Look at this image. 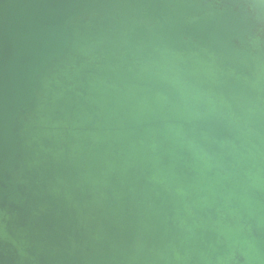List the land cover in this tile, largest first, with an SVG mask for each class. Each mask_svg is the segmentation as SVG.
I'll use <instances>...</instances> for the list:
<instances>
[{"label":"water","instance_id":"obj_1","mask_svg":"<svg viewBox=\"0 0 264 264\" xmlns=\"http://www.w3.org/2000/svg\"><path fill=\"white\" fill-rule=\"evenodd\" d=\"M0 264H264V0H0Z\"/></svg>","mask_w":264,"mask_h":264}]
</instances>
